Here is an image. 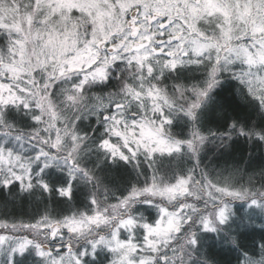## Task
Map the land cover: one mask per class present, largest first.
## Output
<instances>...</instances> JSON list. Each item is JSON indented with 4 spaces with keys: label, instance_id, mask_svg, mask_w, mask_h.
<instances>
[{
    "label": "snow or ice",
    "instance_id": "6c2138e0",
    "mask_svg": "<svg viewBox=\"0 0 264 264\" xmlns=\"http://www.w3.org/2000/svg\"><path fill=\"white\" fill-rule=\"evenodd\" d=\"M0 192V264H264V0H0Z\"/></svg>",
    "mask_w": 264,
    "mask_h": 264
},
{
    "label": "trees",
    "instance_id": "16d2710c",
    "mask_svg": "<svg viewBox=\"0 0 264 264\" xmlns=\"http://www.w3.org/2000/svg\"><path fill=\"white\" fill-rule=\"evenodd\" d=\"M225 95H227V93H225ZM239 151L237 152V155H239L240 152L245 150V146L243 144H240L237 146ZM209 155H211V153H209ZM222 163V161H221ZM4 200V195L2 192H0V204L3 203ZM11 207V206H10ZM34 211V205L33 206H29V205H25V207L23 209H17L16 210V215H20L21 213H26V214H31ZM0 215H2V212H0ZM25 219L28 218V215H25L24 217ZM259 238V234L257 233V239ZM236 253L231 254L230 256H221L220 259L222 260H230L231 264H236Z\"/></svg>",
    "mask_w": 264,
    "mask_h": 264
}]
</instances>
